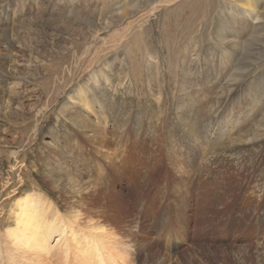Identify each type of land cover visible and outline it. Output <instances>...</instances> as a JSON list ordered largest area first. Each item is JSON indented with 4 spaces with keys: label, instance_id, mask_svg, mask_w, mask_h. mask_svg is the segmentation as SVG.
<instances>
[{
    "label": "rangeland",
    "instance_id": "rangeland-1",
    "mask_svg": "<svg viewBox=\"0 0 264 264\" xmlns=\"http://www.w3.org/2000/svg\"><path fill=\"white\" fill-rule=\"evenodd\" d=\"M230 3L0 0V261L27 206L50 264L98 229L92 264H264V0Z\"/></svg>",
    "mask_w": 264,
    "mask_h": 264
},
{
    "label": "bare ground",
    "instance_id": "bare-ground-1",
    "mask_svg": "<svg viewBox=\"0 0 264 264\" xmlns=\"http://www.w3.org/2000/svg\"><path fill=\"white\" fill-rule=\"evenodd\" d=\"M236 1H238V0H231V3L229 5H234L235 10H237V13H239V12H242V14L246 13L245 15L247 16V18H248V16L252 15V13L255 10L254 0H243L244 3L239 4V5L236 4L237 3ZM261 16L262 15H260V17ZM196 156H197V154H194V153L187 151V154L184 156V158L183 157L180 158V160L184 166L182 168L181 167L182 164H180L181 166L179 165V168L181 170L180 187L182 189H184V188L186 189L185 194H182V196H183L182 199L180 198L181 196L179 197V199L183 203L189 201V198L191 197V194L189 192L190 187L188 185L191 182L189 175L195 174L197 172V169H195V165L192 163ZM72 159L75 161L78 158L75 157ZM185 181H187V186L185 185ZM115 195L117 196V194H115ZM18 204H19V202L17 201L15 203V205H18ZM27 204H28V202H27ZM27 204H25V205H27ZM180 209H182V208H180ZM33 210L34 209L29 210V208L27 206H25V207L20 208V213H18L16 215V227L17 228L14 227L15 229L13 228L14 230H12L13 232H11V234H10V236L12 237L11 245L20 249L16 252L17 255L15 258H17L18 256H21L23 259H25L27 264H50L49 260L46 259L45 256L42 254L43 250L45 249V245H44L45 241L41 239L42 235H40V233L38 232L39 230L38 231L35 230L36 224L33 220V218H35V217H41L42 218L43 213H39V212L35 211V212H37V216H36L35 214H33L34 213ZM51 228H53V227H51ZM47 231H48V233H50L49 232L50 229ZM55 231L62 233L63 230H59V231L55 230ZM55 231H53V232H55ZM71 231H73V230H71ZM97 231L99 232V234H98L99 237H97V239L95 237H93L91 239H82L81 240L82 241L81 244L88 243V241L90 240V246L88 245L89 246L88 251H86L84 248H81V249H83L82 251H81V249L80 250L76 249V251L74 252L73 258H76L75 260H79L80 264H92L93 262L91 263V261L96 260L97 255H99V253H108V254L113 253L114 255H115V253H117L118 245L116 243H114L113 241H109L110 236H108L106 232L102 231V229H98ZM73 237L74 238L76 237L75 239L79 238L77 233L73 234ZM44 238H45V235H44ZM72 244L78 245L79 243L73 242ZM83 253H86L85 256L82 255ZM122 261H124V260L122 259ZM0 264H4V262L1 260ZM21 264H25V263H21Z\"/></svg>",
    "mask_w": 264,
    "mask_h": 264
}]
</instances>
